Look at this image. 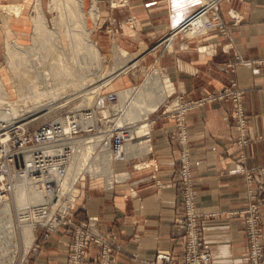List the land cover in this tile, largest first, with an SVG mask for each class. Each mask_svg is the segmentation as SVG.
I'll return each mask as SVG.
<instances>
[{"label": "crops", "instance_id": "obj_1", "mask_svg": "<svg viewBox=\"0 0 264 264\" xmlns=\"http://www.w3.org/2000/svg\"><path fill=\"white\" fill-rule=\"evenodd\" d=\"M198 7L199 0H181L178 4L175 0H132L129 9L113 12L117 22L112 25L115 32L110 37L147 67L162 70L175 90L189 99L217 92L231 79L243 89L244 110L249 116L247 145L240 147L234 141L230 100L189 111L186 124L197 211L205 216L203 244L210 250L214 264H246L238 212L245 205L247 187L240 168L252 169L256 180L259 179L256 172L264 170V64L257 63L264 60V0L222 1L220 11L225 21L229 19L228 9L240 16V21L230 27L228 39L216 32L190 39L180 35L166 37ZM130 15L136 18L134 29L124 22ZM16 26L22 28L19 32L27 31L22 21ZM106 37L104 34L97 37L103 51H107ZM159 42L164 44L156 46ZM228 42L233 45L231 52L221 47ZM182 43L186 46L182 47ZM233 53L243 62L231 72L225 69V64L232 60ZM173 131L171 119L155 115L152 151L133 159L125 168L131 184L106 190L103 181L95 179L87 181L77 195L76 218L96 216L101 228L109 230L111 239L120 245L121 252L112 264H144L157 250H168L175 262L181 261L184 229L177 208L179 145L170 138ZM136 163L149 166L135 169ZM119 164L114 166L116 170L122 165ZM129 188H133L131 195ZM262 200L264 241V191ZM66 238L67 235H53L44 243L41 253L32 258L33 264H66V244H63ZM87 254L85 264H95L92 259L97 255L96 246H90Z\"/></svg>", "mask_w": 264, "mask_h": 264}, {"label": "built area", "instance_id": "obj_2", "mask_svg": "<svg viewBox=\"0 0 264 264\" xmlns=\"http://www.w3.org/2000/svg\"><path fill=\"white\" fill-rule=\"evenodd\" d=\"M203 1L193 14L169 33L168 38L179 34L187 38L202 37L220 26L224 28L223 34L229 35L227 24H222L212 11L218 0ZM126 2L127 0H123L122 4ZM111 3L115 5L119 2L111 0ZM231 13L232 16L236 15L231 22L236 25L240 16L234 11ZM199 17H202L201 22L197 23ZM231 48L233 45L229 44L227 50ZM202 50L205 51L206 47ZM36 54L40 56L35 52L31 57H37ZM242 62L241 57L235 53L234 60L227 64V69L233 72ZM155 71L170 86L163 109L157 115L166 116L173 121L174 131L170 138L179 145L177 176L180 198L177 208L184 235L180 262H174L172 253L163 250L144 264H157V261L169 264H214L210 251L202 246L205 216L197 211L196 206L186 116L189 111L206 103L230 100L236 131L235 141L238 146L243 147L250 142L246 134L249 119L243 105L244 91L234 80H230L218 92L192 100L177 92L162 70ZM45 87L49 88L50 94L40 102L28 101L30 107H27L28 102H24L22 115L15 120L0 123V206L8 202L7 210L0 209V264H32L29 252L30 255H35L41 249L35 236L38 230L44 233V240H48L56 232L63 233L61 235H67L68 232L71 235L68 248L66 241V264H85L91 245L97 248L93 263L112 264L120 247L111 239L110 231L101 228L96 216H88L82 222L74 220L77 185L82 176H88L89 179L102 178L106 190H113L117 185L126 183L129 179L128 171L120 172L114 166L129 163L152 151L154 117L151 118L150 113L145 114L143 111L133 113L134 95L120 98L119 91L104 92L105 85L92 88L82 86L80 94L73 97L67 95L65 83ZM21 88L24 90L26 87ZM58 89L64 91L54 99ZM127 90L129 89L120 91ZM88 98L90 101L85 105ZM76 99H80L81 103L70 105ZM35 108H47L48 111H30ZM39 120L42 122L32 129L31 124ZM131 142L137 145L127 151L126 146ZM148 166L139 163L134 168ZM72 167L76 168L71 169ZM240 172L249 187L246 203L238 212L243 221L246 241L244 258L246 264H264L260 196L264 186L260 182L252 187L251 171L242 167ZM156 184L161 186L157 178ZM20 188H23L25 202L18 205L16 191ZM12 204L13 211L10 206ZM25 231L31 234L30 240L26 239Z\"/></svg>", "mask_w": 264, "mask_h": 264}, {"label": "rangeland", "instance_id": "obj_3", "mask_svg": "<svg viewBox=\"0 0 264 264\" xmlns=\"http://www.w3.org/2000/svg\"><path fill=\"white\" fill-rule=\"evenodd\" d=\"M39 1L42 4L41 5L42 10L44 12L48 27L51 29L55 28V26L53 25V20L55 18H58V15H59L58 10L56 11V10L51 9L50 4H51L52 0H39ZM69 1L72 2L75 0H67V3ZM131 1L132 0H127L126 4L123 5L122 4L123 0H118L119 3L114 5L111 3V0H84L83 10H84L85 16L87 18L88 26L91 29V33H90L89 38L92 42L94 41L96 43L97 48H98L99 53H100V56H101L99 63H101L102 66L100 67V69L94 68V66L88 64L89 60L84 55L85 54L84 49H82L81 47L76 49L77 43L73 42L74 44H71L70 43L71 40H68L67 36L64 33H62L61 34V36H62L61 42L63 43L64 48H66L67 50H65L63 54H58V56L55 57L57 59H55L52 55L47 54L41 48H38L37 53H39L40 57L42 58V63L40 65L44 66V69H43L44 72L46 73V68L49 69V64H54L55 62H59L60 64L63 63V65L67 68L68 71L70 69V65L73 68H78V65L80 64L82 66H79V68L80 67H81V69L85 68L84 73L81 72L82 77H80V78H82V81L85 84L84 86L88 85V88H92V87L97 85V82L95 83V79L89 80L90 82L88 81V83H86L87 81H84V80H87L89 78L91 79V78H93V76L95 77L98 74L108 75L110 73H113L115 68H117L118 66L125 65L127 63H129V64L134 63L133 65L127 66V68H126L127 70L124 69L125 71L120 76L118 75L111 82L107 83V85H105V87H104V92H107L110 90L120 91V90H125V89H131L133 92H137V91L141 92L144 89H146V87L149 86V82H150L149 78L151 76H153V73L156 72L155 70L157 68L153 69L150 65H149V67H151V68L147 67L146 66L147 64H145L144 61H142L138 58H135L130 53V51H128L127 49L125 50L119 44L111 41L112 37H110L111 34L113 32H115L112 25L117 22L116 16L113 15V12H115V11L120 12L122 10L129 9L131 6ZM222 1L223 0H218V2L216 4V8L213 9L212 11L214 12L213 14L219 18V21L222 24H224V23L227 24L228 30H230V27L234 26L233 23H231V22H233V20H234L233 18L236 16V15L232 16L233 13H231V11L235 12V10H233V9L227 10V16L229 19H228V22L225 21L222 18L221 11H220V5H221ZM36 2H37V0H0V24L2 23V26L0 25V85L2 88V91L0 92L1 93L0 99L3 98L4 99L3 101H5V100H7L8 102H14L15 101L16 104H21L23 102V99L27 96L28 89L30 91L35 90L34 93H37L40 91V90H38V85H37L39 80H40V76H37L38 75L37 71L34 68L37 66V63H35L32 60V58H37L39 56L36 54L37 57H31L32 56L31 54H35L36 50L34 48L30 49V47L32 46V40H31L32 27H33L32 18H33V15H35V4H36ZM56 2L58 3V6H62L63 0H56ZM203 2H204L203 0H199V7L202 5ZM72 3H74V2H72ZM101 4L102 5L104 4L105 7L103 8L101 6ZM10 6H21L22 9H21L20 15L19 16L12 15L11 12H9V10H8V8ZM96 10H97V13H96ZM95 20H96V22H95ZM21 21L27 25V27H26L27 31H25V32H19L18 30H21L22 28L16 26V24H18V22H21ZM124 22L127 24L128 27L134 29L135 28L134 23H136V18L134 16L130 15L124 20ZM95 23H96V25H94ZM9 25H11V26L9 27ZM222 29H224V28L220 26V27L214 28L213 30H211L208 33L212 34V33L216 32V34L222 36V38L228 39L230 37V34L228 36L224 35L223 34L224 32ZM171 32H172V30H170L168 32L166 37H168L169 33H171ZM13 33H15V39L16 40L13 39L12 41H10V43L13 44V42H18V43L22 44L23 46L28 47V49H25L26 51H21L20 49H18L16 56L12 59L13 63H15L14 68H13V66H8L7 59H6V49H7L6 43H7V40H11V38L13 37ZM102 34H104V36L106 35L109 37V40H108V37L105 38L106 42L108 44L107 51L101 50V47L99 46V43H98L97 37H98V35L101 36ZM179 35L181 36L182 34H179ZM175 37H172V38H175ZM182 37L187 38L185 36H182ZM194 38H196V37H194ZM162 44H164V43L159 42V43H157L156 46H159ZM229 44H231V42H228L227 44L221 46L222 49L225 50V52H231V49H233V48H231V49L227 50ZM218 45L219 44H217V46ZM185 46H186V44L184 43V47ZM115 48L117 49L118 52L117 51L116 52L118 54H115ZM234 55H235V53H233V55H232L233 56L232 60L230 62H228L227 64L231 63L234 60ZM20 60L23 62L22 63L23 66L21 65ZM85 61H86V63H84ZM257 63L264 64V60H259V61H257ZM227 64H225L226 70H228ZM14 69H15V71H14ZM33 72L35 73V76L32 78V80H28L29 74H32ZM94 72L96 73V75L93 74ZM22 74H23V76H25V79L22 77ZM51 76L53 77V79L58 80L59 84L65 83V86L67 85V88L70 87L69 89H67V93L69 92V90H70V92L74 91L75 89H76L75 92L77 91L78 87L76 84H78V83L75 82L76 84H74V83L69 84L68 79L63 81L56 75V73L54 75L51 73ZM229 81L227 84H229ZM32 82L36 83L35 89L33 88L34 86L31 84ZM226 85H224V86H226ZM21 87H26V88H24V90H23ZM157 90L158 89H155L156 92H157ZM212 93H216V92H212ZM78 94H80V93H78ZM134 94H135V96L133 97L134 100L135 99H141V100H139L140 106H142V105L145 106V103L150 102L149 100H143L144 97H147L146 94H144V97L143 96L142 97L136 96L137 93H134ZM76 95H77V93L74 94L73 96H76ZM152 95H155V94H152ZM184 96L186 98H188L186 95H184ZM150 97L152 98V103H153L154 96H150ZM192 100H196V99H192ZM79 102H80V99H76L73 103L71 102L70 105H77V104H79ZM29 103L30 102L27 103V107L28 106L30 107ZM212 103H215V102H212ZM134 104H135V102H134ZM150 104H151V102H150ZM206 104H208V103H206ZM163 105H164V102H162L157 107V109L155 111L150 113V117L153 118L154 115H157L163 109ZM136 106H137V104H136ZM140 109H142V108H140ZM140 111L142 112L143 110H140ZM51 116H53V115H51ZM248 119H249V116H248ZM40 122H42V120H39L37 122L32 123L31 128L33 129L34 127H36ZM246 134H247V132H246ZM235 139H236V136H235ZM235 139H234V141H235ZM235 143H236V141H235ZM145 149L147 151V147ZM141 151H142V148H141ZM140 158H142V157H140ZM131 161H133V160H131ZM120 164H122L123 166ZM120 164H119L120 166H117V168H120V169H117V170L120 172L127 171L125 168H126L128 163H120ZM136 164H139V163H136ZM247 170H250L252 173V181H253L252 187L253 186L256 187V185L259 184L260 182H262L263 186H264V180L262 179V175H264V170L259 169L256 172L259 176L258 180L255 179V176L253 175L254 171L252 169H247ZM80 179H82V180H80V182L77 185L76 196L78 194H80L81 187H83L87 181L92 182V181H95V179H101L102 180V178H91V179H89L88 176H82ZM129 179L124 184H131V183H129ZM245 182H246V179H245ZM246 187H247V194H248V188L249 187L247 185V182H246ZM263 191H264V188H263ZM263 191L260 194L261 203L263 201L262 200ZM128 194H130V195L133 194V188H129ZM125 197H126V195H125ZM246 197H247V195H246ZM10 206L12 207L11 211H13V204ZM75 215H76V213H75ZM86 219H84V220L83 219L82 220L77 219L75 216L74 220L76 222H82V221H86ZM242 226H243V221H242ZM261 226H262V215H261ZM262 233H263V226H262ZM55 234L61 235L63 233L56 232V233L50 235V238L48 240H44V239H42V237H44V233H42L41 230H38V232L35 234V236H36L37 240L39 241V243L41 244V249L38 252V254L30 256V261L32 264H33L32 258L38 256L41 253L44 243L49 241L52 238V236ZM61 236H64V235H61ZM67 236H68V240L66 238V240L63 244H66V241H67V248H68V244H69L71 235L67 232ZM262 238H263V235H262ZM244 239H245V237H244ZM113 242L117 244V242H115L114 240H113ZM245 244H246V241H245ZM263 244H264V241H263ZM202 246L204 247V249H207L208 251H210L203 244V232H202ZM119 247H120V245H119ZM158 251H163V250H157L156 253ZM120 252H121V247H120V251L116 254L114 259L119 255ZM156 253L151 260H153L155 258ZM30 254H31V252H29V255ZM87 258H88V256H87ZM212 259H213V257H212ZM151 260H148V261H151ZM158 262L159 261H157L156 263L158 264ZM164 262H166V261H164ZM166 263L169 264L168 262H166Z\"/></svg>", "mask_w": 264, "mask_h": 264}, {"label": "bare ground", "instance_id": "obj_4", "mask_svg": "<svg viewBox=\"0 0 264 264\" xmlns=\"http://www.w3.org/2000/svg\"><path fill=\"white\" fill-rule=\"evenodd\" d=\"M72 2L69 1L67 3V0H63L62 6H58V3L56 2V0H52L50 4L51 9L56 10V11L58 10L59 15H58V18H55L53 20V25L55 26V28L51 29L48 27L44 12L42 10V6H41L42 4L40 3L39 0H37L35 4V15H33V18H32V23H33L32 37H31L32 46L30 47V49L34 48L36 52H38V48H41L47 54H50L55 58L58 56V54H63L64 51L67 50L66 48H64L63 43L61 42V38H62L61 34L64 33L67 36V39L71 40L70 41L71 44L77 43L76 49L79 47L84 49L85 51L84 55L89 60L88 64L94 66V68L100 69V67L102 66L101 63H99L101 56H100L96 43L94 41L92 42L89 38L91 29L88 26L87 18L83 10L84 0H75ZM21 9H22L21 6H10L8 8L9 12H11V14L14 16H19ZM201 18L202 17H199L196 20V22L200 23ZM13 39L16 40L15 36H13L11 40H7L6 59H7L8 66H13L14 68L15 63H13L12 59L16 56L18 49H20L21 51H26L25 49H28V47H25L18 42H13V44L10 43V41H12ZM116 51L117 49L115 48V54H118L117 53L118 51L117 52ZM32 60L35 63H37V66L34 68L37 71V74H38L37 76H40V80L37 84L38 90L40 91L37 93H34L35 90L30 91L28 89L27 96L23 99V102L21 104H16L15 101L14 102H8L7 100L3 101L4 100L3 98L0 99V123L15 120L17 119L18 116L22 115V110L24 108L23 107L24 102H28V101H31L32 103L40 102L43 97L47 96V94H50L51 91L49 90V88L45 87L46 85L51 84L52 87L53 85H61L58 83V80L53 79V77L51 76V73L53 75L56 73V75L63 81L68 79L69 84L78 83L76 84L78 87L76 92H75L76 90L75 89L74 91H71V92L69 90V92L67 93V95H69L70 97H73L74 94L79 93L80 92L79 90H81L82 86L85 85L82 81V78H80L82 77L81 72L84 73L85 68L84 69H81V67L79 68V66H82L80 64L78 65V68H73L70 65V69L68 71L67 68L63 65V63L60 64L59 62H55L54 64H49V69L46 68V73H45L43 70L44 66L40 65L42 63V58L39 56L37 58H32ZM20 62L22 65L23 62L21 60ZM84 63H86V61ZM133 64L134 63H131V64L127 63L125 65L118 66L117 68H115L113 73H110L108 75H100V74L96 75V73L94 72L93 74L96 75L95 77L93 76V78L91 79L89 78L84 81H87L86 83H88L89 80L95 79V83L97 82V86L106 85L107 83L115 79V77H117L118 75L120 76L125 71L124 69H126L127 66H130ZM34 72L32 74H29L28 80H32V78L35 76ZM22 77L25 79V76H23V74H22ZM149 80H150L149 86H147L146 89H144L141 92L137 91L135 93H137L136 96H140V97L142 96L144 97V94H146L147 97H144L143 100H149L151 104L150 102H147L145 103V106L143 105L140 106L139 100L141 99H135V100L133 99V101L135 102V105H134L135 108L132 109L133 113H138L140 112V110H143V113L145 114L151 113L162 102L165 101V98L168 92H170V86L167 84L165 79L159 73L154 72L153 76H151ZM31 84L34 86L33 88L35 89L36 83L32 82ZM69 88L70 87H68L67 89ZM155 89H158L157 92L155 91ZM1 91H2V88L0 85V92ZM61 91H64V90H61ZM61 91H59L58 89L56 95L53 98L54 99L58 98L57 94L60 93ZM118 94L120 98H123V99L125 97H130L131 95L135 96V94L131 92V89L127 91H119ZM152 94H155V95H152ZM150 96H154L153 103H152V98ZM89 101H90V98H88L84 102V104L87 105ZM37 109L38 108H35L30 111H36ZM40 111H48V110L47 108L38 109L35 113H38ZM134 145H137V144H134V142H131L129 145H127L126 146L127 151H131ZM75 168L76 167H72L71 169H75ZM16 198H17L18 205L23 204L25 202L23 198V188H20L16 191ZM7 206H8V202L3 203L1 204L0 209L3 208L2 210H7ZM25 233H26L25 234L26 239L30 240L31 234L29 233V231H25Z\"/></svg>", "mask_w": 264, "mask_h": 264}, {"label": "snow or ice", "instance_id": "obj_5", "mask_svg": "<svg viewBox=\"0 0 264 264\" xmlns=\"http://www.w3.org/2000/svg\"><path fill=\"white\" fill-rule=\"evenodd\" d=\"M180 2H181V0H175V3H177V4L180 3Z\"/></svg>", "mask_w": 264, "mask_h": 264}]
</instances>
